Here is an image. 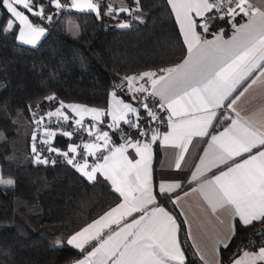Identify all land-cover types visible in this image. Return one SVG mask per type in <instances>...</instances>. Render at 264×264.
<instances>
[{
    "label": "snow or ice",
    "instance_id": "snow-or-ice-1",
    "mask_svg": "<svg viewBox=\"0 0 264 264\" xmlns=\"http://www.w3.org/2000/svg\"><path fill=\"white\" fill-rule=\"evenodd\" d=\"M49 3L57 10L70 7L93 12L98 18L102 15L98 0ZM135 3V9L123 3L118 8L108 4L103 15H131L140 11V0ZM167 4L175 16L186 55L174 66L126 76L124 84L116 85L127 87L136 106L113 91L107 109L59 101L54 111L35 119L37 129L42 130L39 143L46 146L38 149L37 135H32L35 164L55 165L56 161L43 156V152L55 153L89 182L96 181L98 174L102 176L119 196L115 206L67 239V245L83 254L74 264H185L177 218L157 203L154 192L152 156L157 142L175 150L177 170L194 147V140L207 144L199 164L194 165L191 180L195 186L183 194H194L205 215L210 214L221 226L215 234V245L228 247L237 233L233 223L237 218V223L245 227L254 226V222L264 225V103L248 107L250 90L264 94V0H167ZM0 8L10 14L6 23L0 24V32L15 31L20 43L33 47L45 35V28L33 23L26 13L52 20L51 15H45L41 0H0ZM217 22L231 26L229 38L225 39L224 27L214 30ZM120 27L129 25L122 23ZM46 99L57 101L55 95ZM140 109L157 124L165 122L159 112H166L167 131L161 133L158 128L142 125ZM85 116L91 117V126L84 124ZM105 116L111 118L108 128L117 131L123 143H115L108 131L99 128ZM45 118L49 123L55 118L57 125L71 120L76 132L87 131L92 139L69 144L67 151L53 147L57 132L44 124ZM121 123L137 129L143 139L129 136ZM220 124L222 130L216 131ZM60 134L71 138L75 132L62 130ZM129 149L134 156L130 157ZM88 157L94 158L91 164ZM214 168L219 169L218 174L212 172ZM14 184V179L0 176V185ZM177 189H182L179 182H161L158 194L179 204ZM260 236L258 249H238L241 254H234L232 264H264V232ZM55 246L64 245L57 240ZM197 251L205 260L204 252ZM205 264L210 262L205 260Z\"/></svg>",
    "mask_w": 264,
    "mask_h": 264
},
{
    "label": "trees",
    "instance_id": "trees-1",
    "mask_svg": "<svg viewBox=\"0 0 264 264\" xmlns=\"http://www.w3.org/2000/svg\"><path fill=\"white\" fill-rule=\"evenodd\" d=\"M123 1L130 9L137 7L135 0ZM41 2L45 15L52 16L51 21L26 13L33 23L46 28L35 47L18 42L15 31L0 32V176L15 181L12 187L0 185V264H67L80 258L83 254L67 245V237L119 199L111 188L89 182L66 162L34 163L30 155L34 109L45 116L59 101L105 108L113 91L136 106L131 93L116 85L124 84L126 76L172 66L186 53L167 0H140V11L114 17L103 13L108 4L115 3L98 0L100 18L89 11L57 10L49 0ZM9 17L6 9L0 8V24ZM70 21L77 27L76 36L67 30ZM122 23L129 27H120ZM217 24L214 30L224 27L225 36L231 31L230 25ZM51 95L57 101L46 99ZM36 100L37 106L30 109L29 103ZM140 115L141 124L148 126L151 120L143 109ZM159 115L162 117V112ZM71 122L57 126L53 140L57 148L65 149L69 141L60 134L62 130H72L75 136L90 139L87 134L76 132ZM104 127V123L99 124L100 129ZM121 127L131 137L138 135L135 128L123 123ZM162 128L163 124L158 130ZM107 131L115 143L120 141L117 131L108 127ZM153 151L156 161L157 144ZM187 186L183 183L182 189L176 191L179 193ZM157 203L177 218L185 264H203L172 200L157 193ZM237 221H233L237 233L228 247H218L219 264H229L238 249H254L262 243L260 233L264 232V225L254 222V226L245 227ZM57 240L64 246L56 247Z\"/></svg>",
    "mask_w": 264,
    "mask_h": 264
},
{
    "label": "crops",
    "instance_id": "crops-1",
    "mask_svg": "<svg viewBox=\"0 0 264 264\" xmlns=\"http://www.w3.org/2000/svg\"><path fill=\"white\" fill-rule=\"evenodd\" d=\"M109 1H112L113 3H115L114 7H117V8L121 5V3H123L125 5V2L123 0H109ZM69 3H70V1H69ZM173 16H174V14H173ZM174 18H175V16H174ZM177 27H178V25H177ZM230 35H231V31L229 32V34H227L225 36V39L229 38ZM207 38L211 39L212 37L209 35ZM185 55H186V53H185ZM184 56H183V58H184ZM183 58L180 61H178L177 63H175L174 65L182 62ZM174 65H172V66H174ZM169 67H171V66H169ZM145 71H153V70H145ZM145 71H141L138 74H134V75H139ZM129 76H133V75H129ZM125 88L127 89L126 86H125ZM246 95H248V94H246ZM250 100H251V103L248 105V107H258L262 103H264V94H261L258 90H250ZM125 102H129V101H125ZM110 103H111V95H110L108 105L105 108H99V109H107L109 107ZM37 104H38V100L32 101L29 103V108L30 109L35 108L37 106ZM65 104H79V103H65ZM79 105H82V104H79ZM82 106H85V105H82ZM57 107H58V105H57ZM86 107H89V106H86ZM90 107H92V106H90ZM92 108H97V107H92ZM55 109H56V107L50 111H54ZM64 111L68 115L73 116V114L70 113L68 111V109H64ZM221 111H223V110H221ZM162 117L166 118L167 113L162 112ZM85 119L92 121L90 116H85ZM104 121H105L104 124H105L106 128L104 127L102 130L107 131L108 124L111 123V118L108 116H105ZM71 123H73V122H71ZM166 125H167V119H165V123L163 124V128L159 130L161 133L167 131ZM74 126H75V124H74ZM222 127H223V125L219 128H216V131L222 130ZM68 131H72V130H68ZM133 138L143 139V138L139 137L138 135L133 136ZM197 139H199V138H197ZM204 139H207V138H204ZM87 141H88V139H86V138L84 139V138H81V137L74 135L71 138H69L68 144H82L83 142H87ZM119 143H123V141L117 142V144H119ZM156 144L158 147V156H157L156 161H154L155 160L154 151H153V156H152V175H153V183H154V192L158 193V186L161 182H179L181 184L184 183V184L188 185L184 190L179 192V195L181 197L179 204H176V203H173V204L178 209V211H179V213L183 219L188 238H189L191 245L193 246L195 252L199 256V258H200V255L197 251V248H199L201 251L204 252L205 260L209 261L210 264H214V261L218 260V252L215 249H218V247L220 246V245H215V234L217 232V229L220 228L221 226L215 222V218L212 217L210 214L205 215V213L199 207V204L201 202L195 198L194 194L192 196H188V197H185L183 194L185 191H190V189L195 186L191 180L192 173H194L196 170L194 165L199 164V157H202L204 155L203 149L207 148V144L203 143V140H201L200 143H196V140H194V142H193L194 147L190 148L189 153L185 156V161L182 164L181 169H179V170H177L174 167L175 150L172 148H166L163 145H161L159 142H157ZM78 151H82V148L78 149ZM129 155H130V157L134 156L135 155L134 151L129 149ZM93 159H94L93 157H88V161L90 164L93 162ZM154 165H155V168L153 169ZM221 167H223V166H221ZM212 172H216L218 174L219 169L214 168V169H212ZM212 172L207 173V175L211 176ZM95 182L112 189L111 183L109 181L105 180L99 174L97 175V179ZM175 195L173 196V198L175 197ZM118 201H119V199H118ZM115 204L113 206H115ZM113 206H111V207H113ZM160 206H162V205H160ZM108 209H106L105 211L100 213L98 216H96L95 218H93L92 220L87 222L86 224L91 223L93 220L97 219L99 216H101ZM135 215H139V214H135ZM237 220H238V218H237ZM86 224H84L83 226H85ZM83 226H81L80 228H78L77 230L72 232L67 237V239L70 238V236L73 235L75 232L79 231ZM257 249H258V247L254 248V249H244V250H251V251L255 252ZM240 254L241 253H238L237 256ZM80 258H82V256ZM80 258H78V259H80ZM234 258L235 257H233L230 260L229 264H232V261ZM78 259H76V260H78ZM76 260H74V261H76ZM205 260H202L203 264H205ZM74 261L67 263V264H74Z\"/></svg>",
    "mask_w": 264,
    "mask_h": 264
},
{
    "label": "built area",
    "instance_id": "built-area-1",
    "mask_svg": "<svg viewBox=\"0 0 264 264\" xmlns=\"http://www.w3.org/2000/svg\"><path fill=\"white\" fill-rule=\"evenodd\" d=\"M36 109H34V113H35V115L33 116V124H34V126H33V133H32V135L35 133L36 135H37V148L38 149H44L46 146L45 145H42V144H40L39 143V140H40V138L42 137V130H38L37 129V125L35 124V119H38L41 115H39V114H37L36 112ZM70 116V115H69ZM71 117V116H70ZM163 118V117H162ZM165 119L166 118H164V121H165ZM71 121V120H70ZM165 123V122H164ZM163 123V124H164ZM44 124L45 125H48L53 131H58L59 130V128L57 127V126H59V125H62L63 124V121H61L60 122V124L59 125H57L56 123H55V118H53V122L52 123H49V121L45 118V120H44ZM84 124L86 125V126H91L92 124H93V121H89V120H87V119H84ZM159 125H161V124H157V123H154V122H150V124L148 125V126H146V128H152V127H155V128H158L159 127ZM99 126V125H98ZM56 131V132H57ZM79 132H81V133H85V134H87V131H84V130H80ZM88 135V134H87ZM142 138V137H141ZM90 139H92L91 137H90ZM54 140V139H53ZM120 141H123L122 139H121V136H120ZM32 139L30 140V155H31V157L33 158V153L31 152V146H32ZM68 145L69 144H67V147H68ZM52 146L53 147H56V146H54L53 144H52ZM67 147L65 148V149H60V150H62V151H67ZM43 156H45V157H48L49 159H52V160H55L56 162H66L65 160H64V158L63 157H61V156H58V155H56L55 153H48L47 151H44L43 152ZM77 159H79V156H77Z\"/></svg>",
    "mask_w": 264,
    "mask_h": 264
},
{
    "label": "rangeland",
    "instance_id": "rangeland-1",
    "mask_svg": "<svg viewBox=\"0 0 264 264\" xmlns=\"http://www.w3.org/2000/svg\"><path fill=\"white\" fill-rule=\"evenodd\" d=\"M35 24H37V23H35ZM37 25H38V26H41V27H44V26H42V25H40V24H37ZM44 28H45V27H44ZM67 30H68L69 34H71V35H73V36H76V35L78 34L77 27H76L75 23L72 22V21H70V22L68 23V25H67ZM45 31H46V28H45ZM16 40H17L18 42H20V41L17 39V33H16ZM45 117H46V115H45ZM46 119H47V118H46ZM5 179H8V178H5Z\"/></svg>",
    "mask_w": 264,
    "mask_h": 264
}]
</instances>
